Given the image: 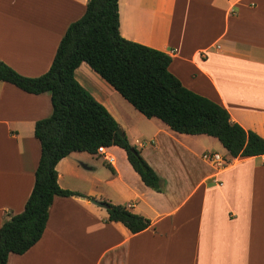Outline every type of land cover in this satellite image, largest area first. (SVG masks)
<instances>
[{
  "label": "crops",
  "instance_id": "1",
  "mask_svg": "<svg viewBox=\"0 0 264 264\" xmlns=\"http://www.w3.org/2000/svg\"><path fill=\"white\" fill-rule=\"evenodd\" d=\"M87 2L0 0V61L25 77L46 73ZM118 15L121 37L169 55L185 88L264 139V0H118ZM95 76L85 63L74 71L164 190L146 187L119 147L105 148L112 162L70 153L56 165L58 186L87 199L55 197L40 240L6 264H264V155L234 159L215 138L173 132ZM51 110L49 93L0 82V226L23 211L40 156L34 124ZM91 200L125 206L150 225L131 234Z\"/></svg>",
  "mask_w": 264,
  "mask_h": 264
},
{
  "label": "trees",
  "instance_id": "2",
  "mask_svg": "<svg viewBox=\"0 0 264 264\" xmlns=\"http://www.w3.org/2000/svg\"><path fill=\"white\" fill-rule=\"evenodd\" d=\"M118 28V0H88L83 15L65 30L46 73L24 77L0 61V82L31 95L49 93L52 109L49 117L34 124L40 145L34 184L23 211L7 214L0 226V264L40 240L55 197L87 199L58 186L56 165L70 153L95 155L99 147H119L146 187L164 190L163 181L114 118L74 78L81 63L145 118L158 119L179 134L215 138L234 159L264 155V139L232 122L225 108L188 90L170 73L169 55L124 39ZM103 203L107 221L121 223L131 234L150 225L125 206Z\"/></svg>",
  "mask_w": 264,
  "mask_h": 264
},
{
  "label": "built area",
  "instance_id": "3",
  "mask_svg": "<svg viewBox=\"0 0 264 264\" xmlns=\"http://www.w3.org/2000/svg\"><path fill=\"white\" fill-rule=\"evenodd\" d=\"M97 155H102L104 156V159L108 162H112L113 161V157L106 155L105 154V148L104 147H99L97 149ZM202 158L208 161H212L213 163H217L219 166L224 165V161H222L220 159V157L217 154H204L202 155Z\"/></svg>",
  "mask_w": 264,
  "mask_h": 264
},
{
  "label": "rangeland",
  "instance_id": "4",
  "mask_svg": "<svg viewBox=\"0 0 264 264\" xmlns=\"http://www.w3.org/2000/svg\"><path fill=\"white\" fill-rule=\"evenodd\" d=\"M25 77V76H24ZM38 77V76H37ZM95 77H97V76H95ZM30 78H33V77H30ZM98 81H100V82H102V83H105V82H103V80H101L99 77H97L96 78ZM105 85H107L106 83H105ZM118 97H121V96H118ZM119 99H121V98H119ZM213 141H215L216 143H218L216 140H213ZM199 148H202V149H212V148H215V146H214V144H212V143H210V142H202L201 144H199V146H198Z\"/></svg>",
  "mask_w": 264,
  "mask_h": 264
},
{
  "label": "water",
  "instance_id": "5",
  "mask_svg": "<svg viewBox=\"0 0 264 264\" xmlns=\"http://www.w3.org/2000/svg\"><path fill=\"white\" fill-rule=\"evenodd\" d=\"M91 202L96 205V206H99V207H105L104 203H101V202H98V201H94V200H91Z\"/></svg>",
  "mask_w": 264,
  "mask_h": 264
}]
</instances>
